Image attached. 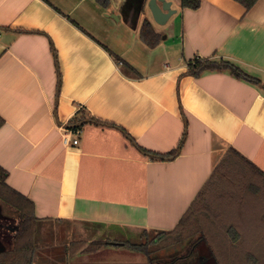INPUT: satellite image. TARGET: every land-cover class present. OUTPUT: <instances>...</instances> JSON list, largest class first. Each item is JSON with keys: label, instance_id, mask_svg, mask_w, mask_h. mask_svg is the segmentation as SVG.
Returning <instances> with one entry per match:
<instances>
[{"label": "crops", "instance_id": "0c3cea01", "mask_svg": "<svg viewBox=\"0 0 264 264\" xmlns=\"http://www.w3.org/2000/svg\"><path fill=\"white\" fill-rule=\"evenodd\" d=\"M169 1L161 31L148 0H0V166L38 224L130 241L175 228L230 147L264 172V0L249 10ZM145 19L160 34L154 47L140 37ZM195 57L260 83L191 75ZM80 109L79 143L67 146L60 126Z\"/></svg>", "mask_w": 264, "mask_h": 264}, {"label": "trees", "instance_id": "16d2710c", "mask_svg": "<svg viewBox=\"0 0 264 264\" xmlns=\"http://www.w3.org/2000/svg\"><path fill=\"white\" fill-rule=\"evenodd\" d=\"M235 1L249 10L258 0ZM200 5L201 0H181L182 8L197 9ZM140 37L151 47L156 46L160 41V34L155 31L148 19H145L141 25ZM207 70H229L238 77L260 83L236 65L223 59L195 57L188 63V73L191 75L199 76ZM79 111L82 114L75 116L69 122L68 128L78 129L77 123L86 118L84 111L82 109ZM89 117L93 118V116ZM3 123L4 119L0 116V127ZM172 154L174 152L169 153V155ZM7 175L8 172L0 166V201L13 209L18 228L13 234L12 248L0 250V264H34L37 224L34 204L6 183ZM263 193L264 172L236 149L230 147L214 167L210 177L176 227L167 231H156L160 233L152 241L159 240V238L163 240L160 237L163 235L165 239L171 240L170 242H179L193 239L196 234L200 233L201 237L195 239L192 245L204 237L218 264H264V215L259 216L260 212H258V217L255 210L248 207L258 203L264 211V202L260 200ZM213 208H219V212L211 219L212 221L209 220L211 224L206 223L203 215L210 214ZM239 212L243 217L240 220L242 223L240 227L234 225ZM245 216L248 217L245 218ZM228 217L231 221L228 226H225L222 220ZM144 232L149 231L144 230ZM85 244H87L85 241L72 242L66 247L67 254L73 255ZM108 246L143 251L142 246L130 241L113 242L109 240L92 241L84 251L96 252Z\"/></svg>", "mask_w": 264, "mask_h": 264}, {"label": "rangeland", "instance_id": "374dc122", "mask_svg": "<svg viewBox=\"0 0 264 264\" xmlns=\"http://www.w3.org/2000/svg\"><path fill=\"white\" fill-rule=\"evenodd\" d=\"M148 16L150 19L152 18L150 11L148 13ZM169 24L170 23L167 22L165 25L157 26L162 31L165 26H168ZM260 200L264 202V193L260 196ZM0 206L2 207L3 213L7 217L14 218L13 215L15 216V213L11 209H7V207H9L7 204L0 201ZM248 207H251L253 208V210H255L254 212L256 213V216L264 215V211L258 203H254L252 204V206L249 205ZM237 210L238 207L236 208V211ZM218 212L219 208H213L212 210H210V214L205 213L203 215V218H206V223H208L209 220L212 221L211 219L214 218V216L217 215ZM258 212L260 213L257 215ZM240 214L241 213L239 212V216L237 217V221L235 222L236 224H234L238 227L242 225L240 220L243 219ZM247 214L249 215V212H247ZM247 217L248 216H245V218ZM10 218L7 219V221L8 225L11 227V224H13L14 220ZM230 221V217H228L222 220V223L225 226H228ZM3 233L5 236H8V238H5V240H7L9 244L2 249H11L13 246L11 243V229H9V227H6ZM159 233L156 231L134 232L132 235L131 233H129L127 240H130V242L142 246L143 251H134L125 247H107L99 252H87L82 254L81 256L79 254L77 257L79 259H77L76 257L69 259L67 258V251H64L65 247H68L72 242H76L79 240L90 242L92 241L93 236L85 234L79 227H75L71 224H38L37 222L34 264H66L67 261L68 263H71L75 259L77 260L76 263L78 264H161L162 261L167 262L165 264H218L204 237L200 238L198 242L192 245V242L195 239L201 237L200 233L196 234L193 239H185L179 242H170L171 240H169L168 238L165 239L163 235H160L163 240L159 238V240L157 239L156 241H152L159 235ZM113 234L117 236L111 239L113 242H119L121 241V239L125 240V237L127 235V233H122L120 231L113 232ZM109 235H112V233H110ZM120 235H122L123 238ZM106 237L101 236L98 238H94V240H107L105 239ZM88 244L89 243L85 244L78 251H84ZM78 251L76 253H78ZM155 260L160 262H156Z\"/></svg>", "mask_w": 264, "mask_h": 264}, {"label": "water", "instance_id": "95a60500", "mask_svg": "<svg viewBox=\"0 0 264 264\" xmlns=\"http://www.w3.org/2000/svg\"><path fill=\"white\" fill-rule=\"evenodd\" d=\"M143 4L144 0H141L140 9ZM147 6L155 22L160 25L166 24L169 18L176 12V10L172 8V4L169 0H148Z\"/></svg>", "mask_w": 264, "mask_h": 264}, {"label": "flooded vegetation", "instance_id": "af4514ba", "mask_svg": "<svg viewBox=\"0 0 264 264\" xmlns=\"http://www.w3.org/2000/svg\"><path fill=\"white\" fill-rule=\"evenodd\" d=\"M9 218L10 217H7L3 213L2 207L0 206V250H7V249H2V248L6 247L9 244L7 242V240H5V238L7 239L8 236H5L3 233V231L6 229V227H9V229H11V243H12V245H13V241H14V235L13 234L16 231V229L18 228V222H17L16 217L10 218V219L14 220L13 224H11L12 225L11 227L8 225V221H7V219H9ZM9 242H10V240H9ZM156 262H160V261H156ZM165 263H167V262H164V261L161 262V264H165Z\"/></svg>", "mask_w": 264, "mask_h": 264}, {"label": "built area", "instance_id": "2783aa9c", "mask_svg": "<svg viewBox=\"0 0 264 264\" xmlns=\"http://www.w3.org/2000/svg\"><path fill=\"white\" fill-rule=\"evenodd\" d=\"M60 128L62 131L63 142L65 145L67 146L71 144L76 145L79 143V139L76 137V135H78L79 133L78 130H76V135H75L73 129H70L67 126H60Z\"/></svg>", "mask_w": 264, "mask_h": 264}]
</instances>
